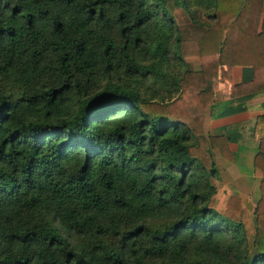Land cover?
<instances>
[{
	"label": "trees",
	"instance_id": "obj_1",
	"mask_svg": "<svg viewBox=\"0 0 264 264\" xmlns=\"http://www.w3.org/2000/svg\"><path fill=\"white\" fill-rule=\"evenodd\" d=\"M217 84L264 86V0H0V264H264V116L253 206Z\"/></svg>",
	"mask_w": 264,
	"mask_h": 264
},
{
	"label": "crops",
	"instance_id": "obj_2",
	"mask_svg": "<svg viewBox=\"0 0 264 264\" xmlns=\"http://www.w3.org/2000/svg\"><path fill=\"white\" fill-rule=\"evenodd\" d=\"M189 69L199 70L197 60L188 61ZM196 68V69H195ZM243 68L233 69V85L242 82ZM225 86L215 88L217 105L210 109L204 120L207 140H214L210 148L213 162L222 181L237 191L244 199L259 201L262 198L261 182L263 173L255 167V159L260 151L261 137L255 135L257 120L264 116V86L238 93H225ZM255 94L245 100L235 98ZM244 107L245 110L220 117L221 111L230 107Z\"/></svg>",
	"mask_w": 264,
	"mask_h": 264
},
{
	"label": "rangeland",
	"instance_id": "obj_3",
	"mask_svg": "<svg viewBox=\"0 0 264 264\" xmlns=\"http://www.w3.org/2000/svg\"><path fill=\"white\" fill-rule=\"evenodd\" d=\"M197 67L196 68H198V69H200L201 68V66H200V64H199V62L197 61ZM195 68V69H196ZM194 70V69H193ZM215 95H216V92H215ZM204 130H205V127H204ZM205 137H207V135H206V131H205ZM212 161H213V159H212ZM220 174V173H219ZM220 177H221V175H220ZM222 179V178H221ZM246 200V199H245ZM247 202H249L250 204H252L253 206H255L256 204H257V201H254V200H246Z\"/></svg>",
	"mask_w": 264,
	"mask_h": 264
}]
</instances>
